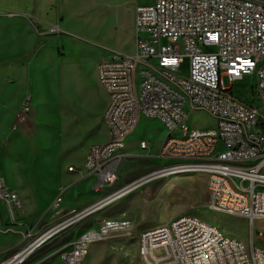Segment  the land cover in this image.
Here are the masks:
<instances>
[{
  "label": "built area",
  "instance_id": "obj_1",
  "mask_svg": "<svg viewBox=\"0 0 264 264\" xmlns=\"http://www.w3.org/2000/svg\"><path fill=\"white\" fill-rule=\"evenodd\" d=\"M135 51L112 52L100 61L98 76L108 93L103 114L108 140L89 147L84 169L95 177V203L70 212L45 233L0 264H25L52 239L154 179L203 173L210 210L245 218L250 230L261 221L264 234V0H153L136 3ZM53 33L58 26L52 25ZM188 60V73L179 65ZM256 77L250 103L232 91L244 75ZM255 101H258L256 103ZM23 106L29 111L28 101ZM205 111L214 128L187 125L192 111ZM140 117L160 121L166 130L156 157L168 163L114 189L125 139ZM141 150L149 149L145 140ZM72 170V167H69ZM58 195L50 204L57 209ZM0 204L11 225L25 217L19 194L0 176ZM129 221L104 219L58 249L65 264H83L89 245ZM32 237L30 228L22 239ZM142 264H264V249L226 236L216 225L185 213L144 229L138 238Z\"/></svg>",
  "mask_w": 264,
  "mask_h": 264
},
{
  "label": "crops",
  "instance_id": "obj_2",
  "mask_svg": "<svg viewBox=\"0 0 264 264\" xmlns=\"http://www.w3.org/2000/svg\"><path fill=\"white\" fill-rule=\"evenodd\" d=\"M87 1L89 0H0V145L23 144L18 142V133L13 124L18 108L24 104L25 99H28L29 110L31 112L35 110L41 119L37 124L36 117L33 116L31 145L44 147L48 139L57 131L58 140L63 143L62 155L73 158L76 165L82 166L78 172L62 178L63 176L56 171L57 161L53 160V166L50 168H54L48 173V177L55 179L56 183L49 189L51 191L49 195L33 186L32 176L28 173L12 175L15 182L20 179L21 184L26 185L14 186L20 198L25 200L26 193H33L35 209L41 206L50 207L51 202L58 195H61L60 205L62 204L63 208H69L70 211L83 209L95 203L103 195L101 192L94 193L95 177L85 171L84 159L91 145L108 140L107 128L103 122V114L108 105V93L100 82L98 65L101 60L109 57V52L113 49L108 44L110 39L107 35L111 32L113 20L121 18L120 9L110 2L112 0H107L110 4L103 3L102 9L93 14L76 13ZM134 9L135 7L131 5L125 12L127 15L125 21L130 22L131 25H133ZM65 15L78 21L81 27L77 31L62 28L58 20ZM55 24L59 31L63 29V32L53 33L50 28ZM46 81H52L54 84L58 81L57 92L51 89L46 94L47 90L42 88ZM34 91L36 103L33 102ZM41 107L42 116L38 112ZM141 118L146 124L154 123L160 126L162 139L157 147L153 148L149 140L139 138V150L132 149L125 153L155 161L158 159L155 157L167 132L160 121ZM48 121L49 123L57 121L56 131L46 128ZM102 127L105 135L100 136L98 131ZM135 135L136 129L125 139V146ZM140 140L147 141L149 149L141 150ZM3 163L11 169L17 167L11 159L1 160V164ZM74 163L67 165L66 172H74ZM134 165L137 170L141 166L150 168L156 164L146 161ZM69 167H72V170H69ZM0 176L4 177L1 175V168ZM188 178L185 177V180ZM3 181L8 185L5 178ZM175 181L170 180L171 183ZM133 192L135 196L123 205L120 212H113L110 216L103 217V220L130 221L131 226H141L140 232L160 223V218H152L148 216L149 213L144 214L139 209L141 204L149 209H155L158 203V191L150 200H148L149 195L139 188ZM74 195H77V200H71L70 197ZM17 232L18 226L11 225L5 208L0 204V261L20 242Z\"/></svg>",
  "mask_w": 264,
  "mask_h": 264
},
{
  "label": "rangeland",
  "instance_id": "obj_3",
  "mask_svg": "<svg viewBox=\"0 0 264 264\" xmlns=\"http://www.w3.org/2000/svg\"><path fill=\"white\" fill-rule=\"evenodd\" d=\"M105 2H107V4H110L111 2L113 5L119 8L121 18L113 20L110 29L111 32L107 35L110 39L108 44H110L113 48L109 54L114 51L127 54L134 53L136 34L133 25H131L130 22L125 21L127 17L125 12L130 8L131 5L132 7H135L136 2L138 4H151L153 0H112L110 2L107 0H89L84 2L83 6L78 9L80 11H76V13L91 12L93 14L96 11H100L102 9V4ZM58 22H61L62 28H68L75 31L81 27L78 21H75L66 15L63 16V18H59ZM62 30L63 29L59 31L58 29V32H63ZM34 31L36 32L37 30L35 29ZM178 71L182 75H186L188 73L187 59L180 63ZM255 85L256 77L254 75L247 74L234 82L232 91L236 97L244 99L250 103H254V101L252 102L251 98L254 97L253 92H256ZM42 88L43 90H47L46 94L51 89H54V91L56 90L57 92L58 81H56V84H54L52 81H46L43 83ZM25 100L28 101V99ZM33 102L36 103L35 91L33 95ZM255 102L258 103V101ZM42 109V107L38 109L40 116H42ZM33 116L36 117V122L39 124L41 119H39V114L35 112V110L34 112H31L30 110L28 111L23 105L18 108L13 127L16 128L18 133V142L23 144L14 146L0 145L1 175L4 176L3 178H5L6 183L8 184L6 186L15 190L14 186L17 184L20 187L26 186L25 184H21L20 179L16 180V182L14 181L15 173L18 175H24L25 173H28L32 176L31 180L33 186L39 191L49 195L51 194L49 189H51V186H54L56 183L55 179L48 177V173H50V171H52L54 168H50L53 166V160L57 161L56 171L59 172L61 176H63L62 178L78 172L82 166L76 165L73 158L69 156L64 157L62 155L61 150L63 143L62 141L58 140L57 131L55 129L57 126V121L50 123V120L48 121V126L46 128L50 130L54 129L56 134L48 139L45 147L39 148V146L36 147L35 145H31L30 140L33 134ZM187 125L189 127L207 129L214 128L216 126V122L207 112L197 110L190 112L187 119ZM98 133L100 136L105 135V130L103 127L100 128ZM161 135L160 126L154 123L146 124L140 117L136 127L135 137L131 139L129 144L122 149L123 151H121V153H125L132 149L136 151L138 149L139 138L149 140L151 142L150 146L156 148L158 142L162 139ZM140 157L136 155L121 157L118 167L119 178L114 185V189H118L133 180H136L152 171L161 168L168 163L165 159L159 157H155L158 158L155 161L153 159L146 160ZM151 157L154 156H147L146 158ZM8 159H11L15 162L17 166L15 169L8 168L4 163L1 164V160L7 161ZM146 161L151 163L155 162L156 165L150 168L141 166V168H138L137 170L134 168V164L137 162L142 164V162ZM70 163H74V172H66V167ZM184 176L190 177L187 180L182 179L180 180L181 182H178L180 187L183 189L177 192L172 190L163 192V190H161L158 193V203L156 208L149 209L146 205L141 204L139 206L140 211L144 212V214L149 213L148 216H151L152 218H160V221L173 219L185 213L192 214L209 223H212L210 221L211 219L214 220L213 222L220 224V228L223 230L222 232L226 236L238 239L245 243H248L250 239H252L253 244L264 249V234L263 236H258V231H260L262 227L261 221H255L254 227L252 230H250L249 222L245 218L206 209L208 208L210 202L207 176L203 173L181 175L182 178H184ZM169 177L170 176L154 179V181L147 182L143 186H140L139 189L146 192L149 195L148 200H150L154 197L164 181L169 179ZM10 183L13 184L10 185ZM188 183H190L191 186L188 187ZM192 185L196 186L198 190L195 191V189L192 188ZM15 191L17 192V190ZM94 193L100 192L95 191L94 187ZM134 193L135 192L132 191L131 193L127 194V196H123L124 198H120L111 205L92 214L90 217L84 219L80 223L71 227L69 230L63 232L60 235V238L52 239L49 243L39 248L25 264H65L59 259L58 254L56 255L53 253L61 248L68 249L70 243L81 231L85 230L86 228L89 229L92 226H96L101 220H103V217L110 216L113 212H120L123 205L135 196ZM25 195V200L20 198L25 211V217L18 225H16L18 226L17 237L20 239V242L4 255L0 263L8 259L14 252L25 247L28 242L48 231L59 221L63 220L70 212L79 210L76 209L70 211L69 208H63L62 204L59 205L57 209H52L50 207L45 208L42 206L39 209H35L33 207V204L35 203L33 193H26ZM76 196L77 195L70 197L71 200H77L78 197ZM164 217H166V219ZM212 224L215 225V223ZM29 228L31 230L32 237L27 240L22 239L21 237L24 231ZM140 230L141 226H131L129 230H114L110 232V234L103 240L91 243L89 253L84 264H142L139 259L138 250V237Z\"/></svg>",
  "mask_w": 264,
  "mask_h": 264
},
{
  "label": "bare ground",
  "instance_id": "obj_4",
  "mask_svg": "<svg viewBox=\"0 0 264 264\" xmlns=\"http://www.w3.org/2000/svg\"><path fill=\"white\" fill-rule=\"evenodd\" d=\"M46 145V144H45ZM45 145H44V147H45ZM8 166V165H7ZM8 168H9V166H8ZM8 168H7V170H8ZM7 172V171H6ZM11 173H12V171H11ZM10 173V174H11ZM157 176H160V173H156V174H154V175H152L151 177H147L146 179H144V181L143 182H145V181H148L149 180V182L150 181H154V178H156ZM180 176V177H179ZM187 177H190V176H187ZM171 179H173V180H176V181H180V179H182V177H181V175H175V176H170L169 177V179H167L166 181H164V183L162 184V186L158 189V192L157 193H159L161 190H163V192L164 191H168V190H172V191H174V192H177V191H180L181 189H183V188H181L180 187V185H179V183L178 182H170L169 180H171ZM183 179H185V176H184V178ZM189 184V185H188ZM187 185H188V187L189 186H191V184L190 183H188ZM137 188H139V187H137ZM192 188H194L195 189V191H197L198 189L196 188V186H193L192 185ZM158 195V194H157ZM157 201V200H156ZM155 201V202H156ZM188 201V200H187ZM150 203V202H149ZM152 206H153V204H152ZM206 209H208V210H210V205L208 206V208H206ZM157 211H158V209H157ZM210 221L212 222V223H215V225L218 227V228H220V224L218 223L217 224V222H213L214 220H211L210 219ZM131 222L129 221V225L127 226V227H125V228H122V229H124V230H129L130 229V227H131ZM260 225V224H259ZM121 229V230H122ZM221 229V228H220ZM221 231H223L222 229H221Z\"/></svg>",
  "mask_w": 264,
  "mask_h": 264
},
{
  "label": "water",
  "instance_id": "obj_5",
  "mask_svg": "<svg viewBox=\"0 0 264 264\" xmlns=\"http://www.w3.org/2000/svg\"><path fill=\"white\" fill-rule=\"evenodd\" d=\"M49 232V231H48Z\"/></svg>",
  "mask_w": 264,
  "mask_h": 264
}]
</instances>
